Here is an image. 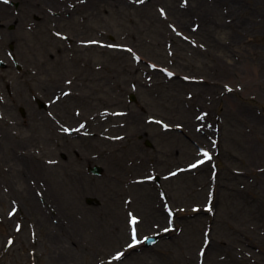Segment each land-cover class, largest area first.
<instances>
[{
  "label": "rangeland",
  "instance_id": "374dc122",
  "mask_svg": "<svg viewBox=\"0 0 264 264\" xmlns=\"http://www.w3.org/2000/svg\"><path fill=\"white\" fill-rule=\"evenodd\" d=\"M58 2L61 8L40 2L39 12L28 11L31 16L24 18L25 8L17 1L11 8L23 24L0 22V37L16 36L12 43L18 56L31 65L38 58L36 64L44 68L33 80L15 70L0 71V264H200L206 228L212 239L203 264H264V0ZM172 6L200 10L185 17L183 25L171 14ZM28 21L35 25L27 29ZM91 39L130 45L143 59L136 62L130 52L80 43ZM89 62L102 66L93 74L98 79L90 80L98 83L92 87L98 86L100 106L88 102L84 107L88 112L129 108L139 116L138 122L130 116L113 118L112 129L102 130L110 136L125 134V141L64 133L51 140L46 128L34 125L31 112L23 119L19 107L24 103L8 96L14 91L30 99L31 86L60 87L53 83ZM149 62L169 66L177 76L168 79L150 70ZM185 75L200 80L187 82ZM133 92L135 102L129 99ZM203 111H208L206 123L196 121ZM188 114L193 130L212 124L211 137L222 131L217 179L210 180L208 164L170 181H134L162 176L192 162L199 145L212 146L185 135ZM151 116L174 129L164 131L148 122ZM14 118L21 126L10 125ZM53 159L59 162L47 163ZM95 164L104 168L101 175L88 170ZM203 170L206 185L200 179ZM39 181L49 187L56 210L49 206L43 213L35 203L30 206ZM213 186L212 214L194 213L191 206L204 204ZM159 189L173 207L186 208L177 217L181 231L114 259L129 241V208L142 218L156 205L165 212ZM89 197L100 203L89 205ZM13 199L19 213L9 218ZM154 224L166 227L167 220L149 218L139 227L141 235L158 232ZM8 236L15 237L11 246Z\"/></svg>",
  "mask_w": 264,
  "mask_h": 264
},
{
  "label": "bare ground",
  "instance_id": "6f19581e",
  "mask_svg": "<svg viewBox=\"0 0 264 264\" xmlns=\"http://www.w3.org/2000/svg\"><path fill=\"white\" fill-rule=\"evenodd\" d=\"M45 1L59 3L58 0L57 1L56 0H45ZM114 1L115 2H123V1H126V0H114ZM25 2H26V5L31 9V11H39L38 5L36 3H34L32 0H25ZM55 5H57V6L59 5L60 8H61V4L60 3L59 4H55ZM195 9L196 8L188 7V8H185V9L182 10L180 8H176V7L172 6L171 7V14L174 17H177L181 21V23H183V25H184V24H186L185 17H188L190 15V13L193 12V11L200 10V9H196V10ZM41 10H42V8H41ZM11 13L12 12L10 11V9L4 3L0 2V21L4 20V19L5 20L6 19H8V20L17 19ZM201 18H202V16H201ZM204 18H205V16L202 19L205 20ZM181 110H183V109L181 108ZM132 118L136 119V121L138 122V118H139L138 116L135 115ZM184 118H185V122L187 124V132H188L186 135L189 138H191V139L199 140L201 143L208 142V139H209L208 138V134H211V132H209L207 129H205V131L204 130L197 131L196 129L193 130L194 121L192 120L191 116L188 114V115H185ZM201 180H203L205 183H207L206 182V174H203V178H201ZM39 184H41V183H39ZM45 185H46V187L44 188V190H43V187H40V190H43V193H42V196H41L42 199L36 195V201H32V199L30 200V206L33 208L34 207V203H35L36 204L35 206L37 208H39V210L41 212H43V213H46V212H44V210L47 211L46 209L49 208V206L50 207L53 206V208H55V210H56L55 202H53V200H52L53 196L50 193V190H49V187L47 186V184H45ZM40 200L41 201L43 200V201L40 202ZM51 211H52V209H50V212ZM149 216H152V217L156 218V220H163L165 218V216L162 213V211L160 209H157V208H154V210L152 211V213ZM246 260L247 259H242V261H246Z\"/></svg>",
  "mask_w": 264,
  "mask_h": 264
},
{
  "label": "snow or ice",
  "instance_id": "6c2138e0",
  "mask_svg": "<svg viewBox=\"0 0 264 264\" xmlns=\"http://www.w3.org/2000/svg\"><path fill=\"white\" fill-rule=\"evenodd\" d=\"M140 2H143V0H140ZM162 11V14H163V10H161ZM92 43H95V42H92ZM204 156H205V159H211V156L208 154V153H204ZM204 161H198L197 163L199 164V163H203ZM197 165H192L191 167H196ZM137 222V219H136V217H132V219H131V223L132 224H135ZM19 227V226H18ZM168 229H165V231H167ZM135 237H136V230H135V228H133V240H134V243L135 242H137L136 240H135ZM9 243L11 244L12 243V241L10 240L9 241ZM129 247H132V245H129Z\"/></svg>",
  "mask_w": 264,
  "mask_h": 264
}]
</instances>
